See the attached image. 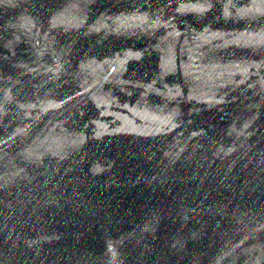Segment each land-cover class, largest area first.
I'll use <instances>...</instances> for the list:
<instances>
[{"label": "water", "instance_id": "95a60500", "mask_svg": "<svg viewBox=\"0 0 264 264\" xmlns=\"http://www.w3.org/2000/svg\"><path fill=\"white\" fill-rule=\"evenodd\" d=\"M0 264H264V0H0Z\"/></svg>", "mask_w": 264, "mask_h": 264}]
</instances>
